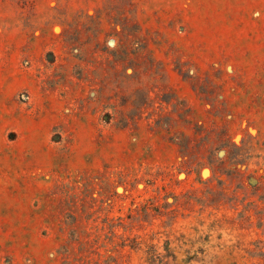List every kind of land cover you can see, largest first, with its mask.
<instances>
[{
  "label": "rangeland",
  "instance_id": "1",
  "mask_svg": "<svg viewBox=\"0 0 264 264\" xmlns=\"http://www.w3.org/2000/svg\"><path fill=\"white\" fill-rule=\"evenodd\" d=\"M0 264H264V0H0Z\"/></svg>",
  "mask_w": 264,
  "mask_h": 264
}]
</instances>
